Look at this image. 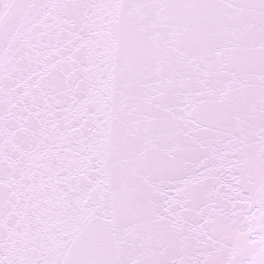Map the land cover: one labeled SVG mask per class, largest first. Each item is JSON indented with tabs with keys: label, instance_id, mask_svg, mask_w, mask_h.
<instances>
[{
	"label": "snow or ice",
	"instance_id": "obj_1",
	"mask_svg": "<svg viewBox=\"0 0 264 264\" xmlns=\"http://www.w3.org/2000/svg\"><path fill=\"white\" fill-rule=\"evenodd\" d=\"M0 264H264V0H0Z\"/></svg>",
	"mask_w": 264,
	"mask_h": 264
}]
</instances>
